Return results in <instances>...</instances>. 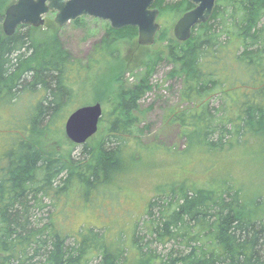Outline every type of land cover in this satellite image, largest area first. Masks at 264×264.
Masks as SVG:
<instances>
[{
	"label": "trees",
	"instance_id": "obj_1",
	"mask_svg": "<svg viewBox=\"0 0 264 264\" xmlns=\"http://www.w3.org/2000/svg\"><path fill=\"white\" fill-rule=\"evenodd\" d=\"M4 1L0 104L19 105L25 93L30 98L29 112L19 119L12 116L9 128L16 136L0 152V264H264L262 206L230 184L207 188L180 181L155 193L144 218L137 216L129 232L119 224L76 229L69 226L65 208L72 195L82 207H100L91 200L99 194L111 198L114 188H121L119 177L134 153L128 154V148L133 140L139 143L144 132L139 127L140 104L163 61L172 66L168 78L181 80V100L190 107L171 112L169 118L180 125L191 151L199 147L203 153L217 152L253 137L261 140L264 0H218L212 17L197 24L187 41H179L173 27L194 5L189 0H156L160 29L144 74L134 82L122 74L117 77L107 97L110 111L101 119L107 122L102 139L97 144L93 137L83 145L74 143L67 153L50 147L44 135L65 117L80 63L57 35L41 40L35 28L21 25L7 36ZM137 36V27L110 26L97 53L119 58L115 43ZM77 146L82 148L75 156ZM44 198L56 206L63 201V208L42 217L37 209L45 207Z\"/></svg>",
	"mask_w": 264,
	"mask_h": 264
},
{
	"label": "rangeland",
	"instance_id": "obj_2",
	"mask_svg": "<svg viewBox=\"0 0 264 264\" xmlns=\"http://www.w3.org/2000/svg\"><path fill=\"white\" fill-rule=\"evenodd\" d=\"M15 1H4L3 10L5 11ZM54 17L55 13H47L44 15L43 25L31 27L37 30L35 36L41 40L50 35H57L63 48L71 53L82 68L81 74L76 78V81L79 80L75 84L76 93L64 109L65 117L59 118L44 135V141L51 143L50 147L56 146L59 151L67 153L74 144L65 130L69 114L80 106L97 102L102 103L105 112L110 111L107 97L117 86V77L122 74L124 80L134 82L143 75L146 61L154 48L139 44L138 36L120 39L114 47L119 50V58L114 59L108 53H97L111 26L109 21L83 16L78 21H71L63 27H58ZM171 68V64L163 61L152 74L153 88L141 101L138 112L139 127L144 129V132L139 143L135 144L133 140L130 144L133 147L128 148L132 150H128V154L134 153H131L132 157L128 159L130 164L128 169L119 177L118 183L121 188L117 191L114 188L110 194L111 198L99 194L97 198L91 200L99 203L100 207H93L91 204L88 205L89 208L82 207L72 195L65 206L69 214V226L77 229L83 224L91 226L119 224L126 225L124 229L129 232V226L137 216L144 218L148 200L155 193L164 189L169 190L174 185L179 186L182 182L186 186L193 183L207 188H220L230 184L231 187L240 189L252 204L257 200L262 206L259 212L264 214V135L260 137L261 140L253 137L249 143L217 152L203 153L199 147H191L193 148L191 151L180 125L171 122L169 118L171 112L190 108L181 100V80L168 78L167 74ZM23 95L19 105L12 107L0 104L1 153L7 147V141H12L16 136L14 130L9 128L13 123L10 121L12 116L17 115L16 118L19 119L29 112L26 107L30 96L26 93ZM17 122L20 126L23 124V120ZM106 126V120L101 121L98 132L93 136V144L102 139V131ZM81 148L82 146L74 147L75 156L79 155ZM43 200L45 207L37 209V213L42 217L49 211L57 213L58 207L60 210L63 208V201L56 206L50 198ZM62 216L66 217L65 214Z\"/></svg>",
	"mask_w": 264,
	"mask_h": 264
},
{
	"label": "water",
	"instance_id": "obj_3",
	"mask_svg": "<svg viewBox=\"0 0 264 264\" xmlns=\"http://www.w3.org/2000/svg\"><path fill=\"white\" fill-rule=\"evenodd\" d=\"M156 0H16L5 10L3 31L13 35L20 25L33 27L45 23L44 15L55 13L54 22L63 27L83 16L107 20L114 29L128 26L138 28V42L153 46L160 29V11L154 7ZM194 7L185 12L174 25V35L187 41L193 28L207 22L213 15L218 0H189ZM104 114L102 103L83 105L71 112L65 123L68 138L83 145L99 130Z\"/></svg>",
	"mask_w": 264,
	"mask_h": 264
}]
</instances>
